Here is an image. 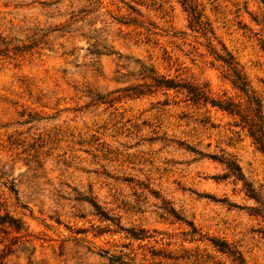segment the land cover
Listing matches in <instances>:
<instances>
[{"label": "rangeland", "instance_id": "rangeland-1", "mask_svg": "<svg viewBox=\"0 0 264 264\" xmlns=\"http://www.w3.org/2000/svg\"><path fill=\"white\" fill-rule=\"evenodd\" d=\"M263 26L264 0H0V217L21 225H0V264H232L212 238L264 264V151L236 117L137 86L145 66L236 99L228 52L264 111ZM230 156L243 179L221 178Z\"/></svg>", "mask_w": 264, "mask_h": 264}, {"label": "trees", "instance_id": "trees-1", "mask_svg": "<svg viewBox=\"0 0 264 264\" xmlns=\"http://www.w3.org/2000/svg\"><path fill=\"white\" fill-rule=\"evenodd\" d=\"M185 1H183L184 3ZM193 13V21L199 23L200 13L195 10V7H190ZM206 24V23H205ZM264 29V26H263ZM264 32V31H263ZM37 43H40L39 39L32 41V43L27 46L32 48V46H37ZM261 48L264 51V41L260 39ZM98 43L91 44L92 50H89L92 54H99V49L96 48ZM110 47V46H109ZM108 46L102 45L101 48L105 51L104 54H110L112 51ZM15 49L19 50V47L16 46ZM216 59L219 60L224 66H226L225 78H227L232 87L238 92L237 98L223 96V97H214L211 96L210 92L207 89V84L205 83H194L190 81H185L181 79H169L162 75L156 74L152 69H148L145 66H141L138 69V75L142 80H149V83L144 85L139 84V87H147L146 90L150 88L162 89H172L177 93L184 94V101L189 102L193 105L206 106L209 105L211 108L225 112L231 116L236 117L234 125L239 127V130L244 131L245 134L250 137L251 142L259 149L264 151V111L263 104L260 97L252 89L248 79L242 71V68L239 66L238 62L234 59L232 55L228 52L224 54H217ZM128 89V88H127ZM133 95L138 97L141 95L143 90H139L137 87H133ZM207 118L201 119V122L206 123ZM237 132V131H236ZM220 160L225 165V172L221 175V178L233 177L234 179L241 180L243 175L241 168L237 163V160L232 156L228 158H222ZM246 194L258 200L257 193L251 187L250 184L243 182ZM12 190V188H10ZM91 205L94 208V214L98 215L103 220H109L114 223L117 219L110 217L103 209L100 208L94 200L90 201ZM264 203L260 202L259 207L252 209L253 213L259 215L264 220ZM7 223V226L18 231L21 228L20 222L18 219L8 217L5 220V217H0V225ZM118 225L117 223H114ZM119 229L120 226H117ZM109 229L99 231H108ZM99 233V232H98ZM146 231L139 229L138 231H130V234H125L134 240H144L152 237L151 234H145ZM101 234H93V236H100ZM212 246L218 249L221 252L227 253L231 257L232 264H244L243 258L239 250L234 245H229L224 241L217 239H210ZM122 247L128 248V244L121 245ZM104 253H108L106 250H102ZM147 253L151 257L160 256L167 259H175L174 256L169 251H164L160 249H155L152 246L147 247ZM101 255V253H98ZM130 254V256H128ZM135 255L132 251L124 252L118 250L116 253H110L107 256L109 264H133L135 261ZM127 257V258H125ZM142 259H145V254L142 255Z\"/></svg>", "mask_w": 264, "mask_h": 264}]
</instances>
